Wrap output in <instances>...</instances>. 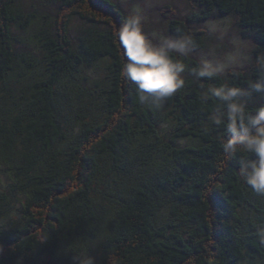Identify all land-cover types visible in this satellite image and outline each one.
<instances>
[{"label":"trees","instance_id":"1","mask_svg":"<svg viewBox=\"0 0 264 264\" xmlns=\"http://www.w3.org/2000/svg\"><path fill=\"white\" fill-rule=\"evenodd\" d=\"M14 1L0 0V89L7 91L0 94V161L16 173L13 188L24 202L20 217L0 228V264H61L63 241L76 235L90 248L100 233L105 242L97 264H111L113 257L118 264L264 259V198L242 171L256 157L224 153L226 106L205 95L222 85L244 93L264 80V0H194L207 9L188 21L207 19L216 9L236 14L254 31V63L249 72L184 79L159 108L141 103L125 76L117 33L128 16L112 0H59L53 31L44 35L45 69L38 76V59L27 57L20 75L31 69L22 86L7 84L20 62L12 26L21 15ZM74 16L99 25L77 45L70 37ZM169 27L175 38L189 32L180 19L172 18ZM194 33L197 49L204 31ZM182 62L194 72L201 65L193 58ZM104 63L105 79L96 77L93 86L80 82L82 66ZM244 103L254 113L264 98ZM180 139L192 142L180 146ZM3 198L8 215L14 203Z\"/></svg>","mask_w":264,"mask_h":264},{"label":"rangeland","instance_id":"2","mask_svg":"<svg viewBox=\"0 0 264 264\" xmlns=\"http://www.w3.org/2000/svg\"><path fill=\"white\" fill-rule=\"evenodd\" d=\"M127 16L133 12H139L144 19V31L156 45L164 43L168 39H175L170 31V21L172 18L180 19L187 22L188 30L185 35L192 38L195 31L202 29L204 33L201 35V45L192 49L185 55L175 52L179 60L182 62L186 58L195 59L202 64L204 61H209L213 64L224 65L223 73L228 70H245L249 72L254 63V48H255V33L253 30L243 27L238 23L236 14L222 15L216 9L211 10L210 16L204 20L193 19L188 21V17L196 13H202L203 9H207L196 3L194 0H112ZM15 12L21 15V18L13 23L12 35L13 46L18 53L19 63L17 73L7 75L6 83L11 84L13 88L22 86L26 76L30 74V69H27V74L20 75L23 70L27 57L35 56L38 59V68L34 70L39 73L45 69L44 54L45 49L43 43L46 32H52L53 19L60 5L59 0H15ZM24 24V25H23ZM99 27L92 23L74 16L70 21V37L73 43L77 45L87 29L91 27ZM24 56V57H23ZM21 66L23 68H21ZM107 73L105 63L99 67L82 66L79 70V80L84 85H92L96 77L104 78ZM196 72L185 65V71L182 73V78L186 80L197 81ZM186 82V81H185ZM0 94L6 95L5 89H0ZM26 93L23 90H18L17 97L20 99ZM242 101L246 103L259 102L263 100L264 95L261 92L246 90L242 95ZM69 107V105H67ZM169 117V115H168ZM168 122V121H167ZM169 123V122H168ZM166 122H160V127H165ZM189 139H180L179 145L184 146L190 144ZM245 175L248 174L247 166L242 170ZM13 172V171H12ZM13 176L10 180L9 175ZM16 173H11L7 169L3 161H0V228H8L12 220L20 217L22 203L24 197L21 193L15 192L13 183L16 180ZM12 198L14 209L8 215L5 214V208L8 205L6 198ZM259 198H264V194H258ZM107 213V208L102 209ZM109 214H106L108 217ZM186 228V227H184ZM189 237V230L185 233ZM105 242L104 233H100L99 238L91 242L90 248L85 247L81 243V239L74 236L63 241V247L59 253V263L61 264H97L98 255L100 254L103 243ZM47 256V255H46ZM45 256L39 258L44 260ZM256 264H264V259H257Z\"/></svg>","mask_w":264,"mask_h":264},{"label":"clouds","instance_id":"3","mask_svg":"<svg viewBox=\"0 0 264 264\" xmlns=\"http://www.w3.org/2000/svg\"><path fill=\"white\" fill-rule=\"evenodd\" d=\"M117 35L127 59L125 76L136 85L141 103L159 108L184 85L185 65L170 52L186 55L194 41L191 36L183 35L160 45L154 44L144 31V19L138 11L127 17ZM223 70L224 65L204 61L196 75L213 77ZM252 88L264 92V80L257 81ZM205 95L223 101L226 106L228 136L223 143L224 153L227 156L238 151L254 154L256 159L247 165L246 183L256 193L264 194V105L254 113L247 112L246 104L240 99L242 90L227 85L210 88ZM111 264H118V258L113 257Z\"/></svg>","mask_w":264,"mask_h":264}]
</instances>
